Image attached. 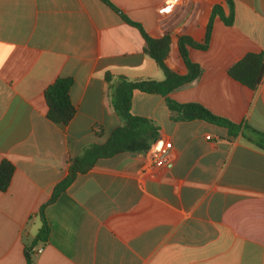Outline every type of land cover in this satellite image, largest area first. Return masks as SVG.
I'll use <instances>...</instances> for the list:
<instances>
[{"label": "crops", "instance_id": "crops-1", "mask_svg": "<svg viewBox=\"0 0 264 264\" xmlns=\"http://www.w3.org/2000/svg\"><path fill=\"white\" fill-rule=\"evenodd\" d=\"M148 35L170 37L167 67L188 73L179 38L206 37L226 0H110ZM217 16L208 49H189L202 75L170 94L264 132V77L250 90L229 76L247 53H264V0H234ZM145 40L101 0H0V163L15 171L0 192V264H27L40 209L71 162L122 124L103 73L163 81ZM72 78L76 115L47 118L46 88ZM131 112L172 144L171 164L146 170L147 154L121 153L80 174L44 209L47 242L33 264H264V151L203 120L175 121L164 96L136 90Z\"/></svg>", "mask_w": 264, "mask_h": 264}, {"label": "trees", "instance_id": "trees-1", "mask_svg": "<svg viewBox=\"0 0 264 264\" xmlns=\"http://www.w3.org/2000/svg\"><path fill=\"white\" fill-rule=\"evenodd\" d=\"M101 1L119 14L127 24L139 30L145 40V53L154 59L163 70L165 79L163 81H131L123 75H114L110 71L103 73V78L109 83L112 107L121 118L122 124L113 131L105 143L92 144L71 162L68 176L56 186L52 199L39 211L42 227L30 245L27 246L25 253L27 264H33V249L39 243L47 242L49 237L50 227L45 218V207L53 203L61 193L65 192L78 175L90 171L101 159L110 158L121 153L146 154L158 140L159 128L155 123L150 119L134 116L131 112L133 94L136 90L164 96L175 121L203 120L225 127L230 137L236 138L241 135L246 143L264 151V132L245 122L235 123L226 117L219 116L200 103H181L170 97L173 91L195 81L202 75V68L191 60L189 49H208L212 38L215 17L219 16L226 25L233 24L234 0H226L231 9V14L228 17L223 14L220 6L213 8L203 43H197L188 36L179 38L180 54L188 69V73L184 76L172 72L165 63L171 43L168 35L160 39L150 37L140 23L126 16L110 0ZM229 76L250 90H256L264 77V53H247L230 68ZM73 84L74 80L72 78L59 77L46 88L44 92L47 104L46 115L53 123L66 126L76 115V107L71 99ZM14 171L15 166L11 161L3 160L0 163V192L8 190Z\"/></svg>", "mask_w": 264, "mask_h": 264}, {"label": "built area", "instance_id": "built-area-1", "mask_svg": "<svg viewBox=\"0 0 264 264\" xmlns=\"http://www.w3.org/2000/svg\"><path fill=\"white\" fill-rule=\"evenodd\" d=\"M178 1L179 0H170L167 5L168 9L172 10ZM171 149L172 144L170 142H155L146 153L148 159L146 170L156 171L169 166L172 161Z\"/></svg>", "mask_w": 264, "mask_h": 264}]
</instances>
